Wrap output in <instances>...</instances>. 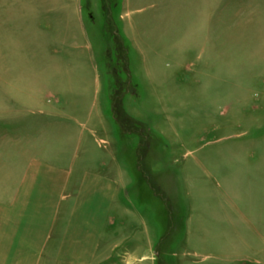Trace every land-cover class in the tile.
I'll return each instance as SVG.
<instances>
[{"label":"rangeland","instance_id":"obj_1","mask_svg":"<svg viewBox=\"0 0 264 264\" xmlns=\"http://www.w3.org/2000/svg\"><path fill=\"white\" fill-rule=\"evenodd\" d=\"M58 96L115 149L116 242L144 264H264V0H0V219Z\"/></svg>","mask_w":264,"mask_h":264},{"label":"crops","instance_id":"obj_2","mask_svg":"<svg viewBox=\"0 0 264 264\" xmlns=\"http://www.w3.org/2000/svg\"><path fill=\"white\" fill-rule=\"evenodd\" d=\"M61 101L60 96L48 110L42 106L23 131L33 157L18 160L25 169L14 202L4 210L7 216L0 219V264H104L114 256L111 250L123 246L120 263L152 260L150 254L139 256L138 246L136 253L131 250L129 236L123 237L125 244L115 241L116 229L123 236L117 220L124 180L114 147L98 153L95 132L75 126L78 112L57 106Z\"/></svg>","mask_w":264,"mask_h":264}]
</instances>
